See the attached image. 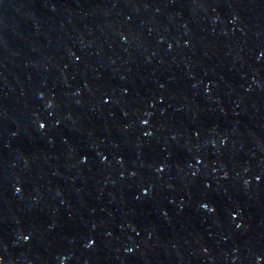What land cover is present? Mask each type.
I'll return each instance as SVG.
<instances>
[{
	"label": "water",
	"instance_id": "obj_1",
	"mask_svg": "<svg viewBox=\"0 0 264 264\" xmlns=\"http://www.w3.org/2000/svg\"><path fill=\"white\" fill-rule=\"evenodd\" d=\"M0 264H264V0H0Z\"/></svg>",
	"mask_w": 264,
	"mask_h": 264
}]
</instances>
